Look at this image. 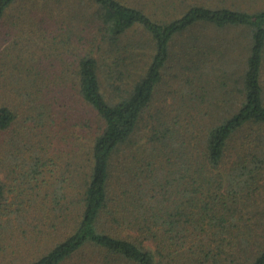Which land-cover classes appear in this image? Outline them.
Masks as SVG:
<instances>
[{
  "label": "trees",
  "instance_id": "1",
  "mask_svg": "<svg viewBox=\"0 0 264 264\" xmlns=\"http://www.w3.org/2000/svg\"><path fill=\"white\" fill-rule=\"evenodd\" d=\"M19 1L25 0H0V23ZM54 1L58 6L46 3L44 8L65 10L80 29L95 27V32L68 33L62 43L64 64L65 57H71L73 62L66 64L76 65L72 88L95 111L101 126L86 166L74 167L70 188L77 184V196L64 192L66 177L57 182L51 196L43 194L46 181L35 148L25 157L30 167L18 173L24 197L8 203L0 179V257L9 260L3 264L231 263L235 254L231 247L238 244L240 228L235 220L238 204L244 199L250 205L264 178V9L249 12L208 0H149L152 7L143 0ZM242 28L250 38L241 66L233 65L231 69L237 70L227 74L238 78L232 80L239 96L231 111L195 137L184 136L187 129L172 125L174 118L172 123L153 121L146 145L128 154L166 65L173 59L183 64L181 76L190 82L195 97L194 87H202L203 69L212 56L233 60L235 44L223 33ZM111 66L114 69L105 72ZM15 79L18 91L32 86L23 77ZM221 92L223 101L231 95ZM42 101L46 110L38 113L40 118L56 126L53 104L58 100ZM16 118L10 106H0V132H8ZM250 126L259 131L256 144L236 148V134ZM233 151L232 165L225 168ZM16 166L15 172L20 169ZM31 190L34 197L52 198L56 205L46 213V230L28 223L26 196ZM252 216L258 213L252 211ZM260 226L240 230L248 240L254 239V251L248 248L243 264H264V226L259 235ZM30 244H37V249L29 259L21 258L23 246Z\"/></svg>",
  "mask_w": 264,
  "mask_h": 264
},
{
  "label": "rangeland",
  "instance_id": "2",
  "mask_svg": "<svg viewBox=\"0 0 264 264\" xmlns=\"http://www.w3.org/2000/svg\"><path fill=\"white\" fill-rule=\"evenodd\" d=\"M45 1H19L0 23V106H10L17 117L8 132H0V179L6 186L5 199L8 203L17 202L24 197L21 195L24 190H21L18 173L26 171L30 167V163L25 160V157H28L29 150L32 148L38 151L37 154L41 159V170L46 181L43 185V194L49 192V196H51L50 194L59 186L57 182L66 177L68 182L64 192L67 191V195L73 194V197L77 196V184L70 188L76 173L74 167L80 163L86 166L89 148L101 126L95 111L82 102L77 92L72 88L71 82L74 80L72 70L76 69V65L73 64L71 67L67 65L66 61L71 63L73 59L65 57V66L62 43L64 36L67 37L68 33L76 34L84 30H88L89 33L95 32V27L90 25L85 29H80V23L77 20L71 22L65 10H54L53 6L44 8L46 3L58 6L56 1L48 0L46 3ZM143 1L152 7L149 0ZM208 2L217 6L220 4L222 6V3L228 4L227 6L235 4L249 12L264 9V0H208ZM136 3H138L137 0ZM213 35L219 36L220 34L213 33ZM223 35L235 44L236 52L231 53L233 60L218 61L219 57L212 56L211 61L203 69L202 87H194L195 97L192 96L193 87L190 82L181 76L183 64H179L177 60L173 59L166 65L163 80L157 87L153 102L145 111L136 133L131 139V146L127 149L128 154H132L146 145L149 135L153 132V121H170L172 123L174 118L175 122L172 125H184V130L187 129L185 133L188 134H184V136L189 137L191 134L194 135L191 137H195L199 131L203 133L207 127L221 120L224 117L223 114L231 111L239 96L237 82L234 84L232 80L238 78L229 77L227 74L237 70L235 67L231 69L233 65L241 66V61L245 59L247 53L245 46L247 47L250 35L249 31L243 28L229 30ZM140 36L144 35L141 33ZM21 67L23 68L20 75L18 69ZM109 68L114 69V66L105 68V72L110 71ZM20 77L30 81V84L32 82V86L26 87L22 82L21 85H24L25 89L18 91L16 83L18 80L15 78ZM105 79L109 82L108 74H105ZM35 83L37 86L33 87ZM25 90L27 91L24 92ZM227 90L231 92V95H228L227 100L223 101L221 91ZM44 99H48L50 102L58 100V104H53L57 115L56 126L51 127L48 122L46 124V120L40 118L38 114L46 110L45 102L42 101ZM62 104L65 105L66 110L67 108L70 110L66 112L61 107ZM65 118H69L66 123L63 121ZM64 130L67 131L65 134ZM258 134L256 126L245 127L236 134L235 147L254 146ZM194 141L195 139H192V142ZM235 154L234 151L233 154L229 153L225 168L231 167ZM16 165H19L20 168L17 172H15L18 167ZM260 185L262 189L252 196L250 205L249 203L245 204L244 199L238 204L240 211L235 216L236 223L240 224V228L236 229L239 232L236 236L238 244L231 247L235 253L233 261L225 262V264H232L234 261L235 264H243L249 256L248 248L250 251H254V247L251 245L254 239L248 240L241 232L246 231L248 227L257 228V225L260 224L258 232L259 235L262 234L264 178ZM31 192L34 191H27L28 195L26 196L30 201L26 206L30 210L28 223L46 230L44 228L46 213L51 212L56 208V205L52 203V198L34 197ZM37 199L39 203H37ZM252 211L258 213V216L253 217ZM69 225L68 227L71 228L72 223L70 222ZM59 229L63 231V227L59 226ZM37 244L23 246L24 250L19 253L20 257L29 259L37 249ZM8 261L0 257V264Z\"/></svg>",
  "mask_w": 264,
  "mask_h": 264
}]
</instances>
